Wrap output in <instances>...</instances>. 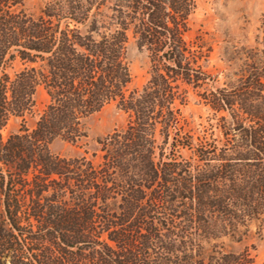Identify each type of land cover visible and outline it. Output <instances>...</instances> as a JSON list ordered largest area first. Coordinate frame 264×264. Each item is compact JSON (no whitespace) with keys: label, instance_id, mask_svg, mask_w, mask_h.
<instances>
[{"label":"trees","instance_id":"trees-1","mask_svg":"<svg viewBox=\"0 0 264 264\" xmlns=\"http://www.w3.org/2000/svg\"><path fill=\"white\" fill-rule=\"evenodd\" d=\"M194 7L48 0L33 16L0 0V264H254L218 240L264 214V52L221 81L210 48L187 38ZM131 41L148 60L140 88ZM190 97L216 138L184 130ZM109 104L122 129L76 157L50 151L57 138L85 145L84 120ZM11 117L21 122L3 139Z\"/></svg>","mask_w":264,"mask_h":264},{"label":"rangeland","instance_id":"rangeland-1","mask_svg":"<svg viewBox=\"0 0 264 264\" xmlns=\"http://www.w3.org/2000/svg\"><path fill=\"white\" fill-rule=\"evenodd\" d=\"M48 0H22L24 10L36 16ZM194 10L188 19L189 40H199L210 48L205 62L206 70L221 81L226 77L235 79V74L243 60L250 56L261 57L264 52V0H194ZM131 86L140 88L147 78L148 60L144 52H140L133 41L129 46ZM19 64L14 70L19 69ZM11 71V70H10ZM34 106L30 113L24 115L27 128L32 129L43 109L47 98L43 90L35 93ZM210 110L190 97L187 105L181 108V124L185 131L194 137L216 138L217 133L211 128ZM21 118L11 117L2 129L5 139L17 132ZM126 116L115 104H109L99 112L84 120L88 135L85 145L70 143L59 138L53 140L50 151L62 157H76L84 150L91 152L95 140L103 138L115 130L125 126ZM184 159H191L188 151H180ZM213 242V241H212ZM218 242L224 250L241 252L248 250L254 264H262L264 260V214L259 220L252 221L246 227H239L232 236H223Z\"/></svg>","mask_w":264,"mask_h":264}]
</instances>
